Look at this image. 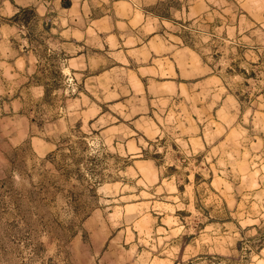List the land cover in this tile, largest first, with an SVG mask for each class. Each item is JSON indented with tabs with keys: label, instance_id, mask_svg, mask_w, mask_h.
Segmentation results:
<instances>
[{
	"label": "rangeland",
	"instance_id": "obj_1",
	"mask_svg": "<svg viewBox=\"0 0 264 264\" xmlns=\"http://www.w3.org/2000/svg\"><path fill=\"white\" fill-rule=\"evenodd\" d=\"M0 264H264V0H0Z\"/></svg>",
	"mask_w": 264,
	"mask_h": 264
},
{
	"label": "trees",
	"instance_id": "obj_2",
	"mask_svg": "<svg viewBox=\"0 0 264 264\" xmlns=\"http://www.w3.org/2000/svg\"><path fill=\"white\" fill-rule=\"evenodd\" d=\"M65 6H66V7H70V6H71V2H70V1H67V2L65 3ZM29 11H30V10L27 9V8H19L18 13H16V14L14 15L13 19L16 20V19H18L21 15H25V14L29 13Z\"/></svg>",
	"mask_w": 264,
	"mask_h": 264
}]
</instances>
